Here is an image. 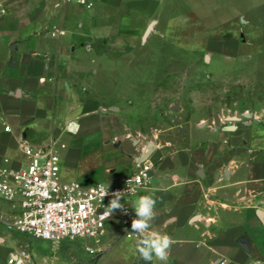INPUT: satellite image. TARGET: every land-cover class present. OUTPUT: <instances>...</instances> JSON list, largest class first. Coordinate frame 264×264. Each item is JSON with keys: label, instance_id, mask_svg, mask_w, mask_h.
<instances>
[{"label": "crops", "instance_id": "obj_1", "mask_svg": "<svg viewBox=\"0 0 264 264\" xmlns=\"http://www.w3.org/2000/svg\"><path fill=\"white\" fill-rule=\"evenodd\" d=\"M0 3L7 8L0 16V165L24 160L28 141L58 149L65 180V172H75L73 179L85 184L115 183L134 171L151 144L142 148L118 132V108L103 95L116 86L113 66L129 60L117 56L125 26L165 12L168 0H96L92 8L68 0ZM150 23L144 39L160 19ZM251 114L221 127L200 122L188 137L152 143L153 180L132 202L155 194L151 230L174 241L166 264H264V207L254 206L264 198V124ZM69 125L79 127L69 131ZM0 199L6 203L0 205V264H12L9 257L22 250L29 254L23 264H149L134 253L135 240L117 218L100 241L77 239L94 254L75 240L9 230L7 221L21 207Z\"/></svg>", "mask_w": 264, "mask_h": 264}, {"label": "rangeland", "instance_id": "obj_2", "mask_svg": "<svg viewBox=\"0 0 264 264\" xmlns=\"http://www.w3.org/2000/svg\"><path fill=\"white\" fill-rule=\"evenodd\" d=\"M166 6L126 25L128 36L117 43V56L129 60L111 66L116 86L103 97L118 108V132L143 148L188 137L200 122L234 123V115L253 113L264 124V0H168ZM156 19L158 28L144 39ZM74 173L65 172L69 179Z\"/></svg>", "mask_w": 264, "mask_h": 264}, {"label": "built area", "instance_id": "obj_3", "mask_svg": "<svg viewBox=\"0 0 264 264\" xmlns=\"http://www.w3.org/2000/svg\"><path fill=\"white\" fill-rule=\"evenodd\" d=\"M68 1L88 8L96 3V0ZM6 13L7 8L0 3V16ZM62 32V29L53 30L52 34ZM86 48L90 50L91 46ZM5 129L11 130L10 125H6ZM65 146L61 143V147ZM22 151L25 159L17 165H0V195L5 201L21 207V212L7 221L9 230L52 242L86 238L98 242L105 233L107 222L117 218L128 236L131 220L135 218L132 197L140 189L150 186L153 180L154 163L149 157L138 159L134 171L118 182L85 184L77 179L65 180L61 177V155L57 148L43 150L23 141ZM137 177L140 178L139 184ZM145 177L148 179L145 180ZM107 190L109 195L104 197ZM116 191H126L121 200L125 208L115 210L109 218L102 219L105 206L112 199L111 193ZM254 206L263 208L264 198L256 200ZM90 250L95 252L94 248ZM28 256V252L22 250L19 254H12L9 262L23 264Z\"/></svg>", "mask_w": 264, "mask_h": 264}, {"label": "clouds", "instance_id": "obj_4", "mask_svg": "<svg viewBox=\"0 0 264 264\" xmlns=\"http://www.w3.org/2000/svg\"><path fill=\"white\" fill-rule=\"evenodd\" d=\"M78 125H69L68 130L78 129ZM148 178L145 177V180ZM131 181H127L130 183ZM137 184L140 178H136ZM127 191V190H126ZM126 191H116L111 193L112 199L105 206V210L101 215L102 219L109 218L115 210H123L125 207L121 203ZM109 195L108 190L104 192V197ZM157 198L154 193L140 195L133 203L135 218L131 220V231L128 232L129 239L135 240L134 253L139 254V258L145 262H153L158 260L166 262L169 259V252L174 243L173 239L163 233L151 230V222L155 218V205ZM127 231V230H126ZM256 264H261L257 261Z\"/></svg>", "mask_w": 264, "mask_h": 264}, {"label": "water", "instance_id": "obj_5", "mask_svg": "<svg viewBox=\"0 0 264 264\" xmlns=\"http://www.w3.org/2000/svg\"><path fill=\"white\" fill-rule=\"evenodd\" d=\"M152 24H153V22L150 23V25L148 26L145 35H146V34L149 32V30L151 29ZM206 58L208 59V56H206ZM245 114H246L247 116H251V115H252L251 113H245ZM230 118L233 119V120H238V119H239V117H238V116H235V115H234V116H231ZM227 127H231V126H227ZM152 148H153V144H151V147L149 148V150H148L147 152L141 154V156L139 157V159L143 160V159L148 158L149 155H150V153H151V151H152Z\"/></svg>", "mask_w": 264, "mask_h": 264}]
</instances>
